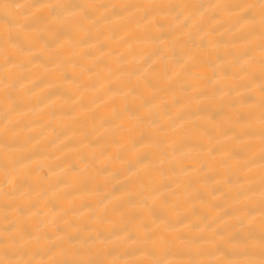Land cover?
Listing matches in <instances>:
<instances>
[{
  "label": "bare ground",
  "instance_id": "6f19581e",
  "mask_svg": "<svg viewBox=\"0 0 264 264\" xmlns=\"http://www.w3.org/2000/svg\"><path fill=\"white\" fill-rule=\"evenodd\" d=\"M0 264H264V0H0Z\"/></svg>",
  "mask_w": 264,
  "mask_h": 264
}]
</instances>
